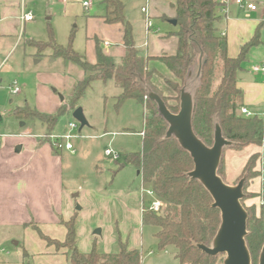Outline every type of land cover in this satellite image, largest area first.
<instances>
[{"label": "trees", "instance_id": "obj_1", "mask_svg": "<svg viewBox=\"0 0 264 264\" xmlns=\"http://www.w3.org/2000/svg\"><path fill=\"white\" fill-rule=\"evenodd\" d=\"M103 4L105 13L101 17L104 22L110 25L120 24L122 27L123 56L117 58L107 53L103 43L97 38L94 62H90L85 55L73 48L72 36L67 46L58 44L52 33L47 42L30 43L43 50L52 48L54 56H61L79 66L83 77L77 81L69 102L61 99L62 103L56 113L41 112L26 104L16 107L13 114L25 121L39 120L51 132L60 115L76 109L78 101L93 80L114 79L121 88V93L117 96L118 105L127 99H135L146 110L144 128L141 131L144 133L142 149L129 153L126 162L137 169L143 184L154 191L163 205L159 212L147 210L142 217L143 224L158 227L155 236L159 249L173 248L180 264H223V254L211 256L197 247V244L210 245L221 222L220 210L212 206L213 198L205 186L188 175L194 168L191 154L181 147L175 137L164 139L168 124L160 116L156 102L149 99L147 89L150 87L156 91L168 108L177 113L180 109V88L192 71L188 84L194 93L192 122L197 136L211 146L218 121L224 137L232 142V146L228 148L241 152L251 146H260L264 134L263 118L259 115L246 117L238 113L243 98V90L238 85V73L247 70L249 51L264 43V21L258 23L251 39L240 47L239 54L232 57L228 53L227 36L222 35L218 28V23L226 17L223 12L226 4L222 0H171L177 30L170 35L178 38L177 52L146 55L135 45L133 25L124 13L123 1L103 0ZM151 62L163 64L172 77L165 76ZM155 77L164 79L172 86L177 85L176 88L173 87L175 94H164L153 82ZM171 100L175 103H171ZM39 140L48 142L55 153L59 152L50 138ZM258 157L259 152H254L247 159L243 170L247 173V178L257 175L254 167ZM221 164L218 173L224 179ZM259 196L263 201L262 204L260 202V214L254 208L251 210L252 206L245 207L249 214L246 243L253 264H258L259 253L264 244V185ZM62 223L67 228L64 241L44 234L36 224L34 228L57 251L67 249L64 254L68 264H142L143 251L131 249L123 242H120V249L116 252L99 251L94 242L89 253H82L77 246L76 215L67 221L62 220ZM25 255H28L26 250Z\"/></svg>", "mask_w": 264, "mask_h": 264}, {"label": "rangeland", "instance_id": "obj_2", "mask_svg": "<svg viewBox=\"0 0 264 264\" xmlns=\"http://www.w3.org/2000/svg\"><path fill=\"white\" fill-rule=\"evenodd\" d=\"M122 1L125 4L124 13L133 25L135 45L142 54L147 53V43H149V48L153 46L158 48V41L152 43L148 39L151 35L161 36L166 34L168 29L177 30L175 25L163 19V15H169L172 12L171 0ZM244 1L256 4L258 9L254 15L258 18L263 17L264 0ZM14 2L16 3L13 7L15 8L13 14L16 15L14 18L19 20L18 35L0 44V66L9 51V44L11 47L18 44V52L8 58L9 68L7 70H9H0V134L13 136L20 130L30 128L35 137L41 136L39 139L49 140L50 133L61 134L68 131L70 122L75 123L77 127L71 131L76 136L72 139L74 152L66 149L64 145L62 149L56 147L52 142L57 149L61 150L66 168L67 185L71 184L75 188L86 187L87 184L95 185L98 180L104 181L105 178L106 182L103 187H107L106 193L126 183L132 184L130 190H138L140 193L142 188L140 176L137 174V169L126 162V157L129 153L142 149L141 131L144 128L146 110L135 99H127L118 105L117 96L121 93V88L114 79L93 80L78 101L76 108H82L88 120V125L81 130L80 123L73 116L74 110L71 109L58 117L57 124L51 132L39 120L25 121L16 118L13 114L16 107L26 104L41 112L56 113L62 103L61 97L69 102L77 81L83 77V71L79 66L64 60L61 56H54L52 48L48 47L43 50L30 43L47 42L51 39L52 33V37L58 44L67 46L72 36L73 48L85 55L89 61L95 55L96 38L101 42L109 39L117 43L118 30L110 31V26L107 27L99 18L105 13L103 0H14ZM84 2L89 5H85ZM4 4L7 3L0 0V19L9 17L10 20L13 14L3 13ZM142 7H147L148 13L153 17L155 30L150 33L146 30L147 18L141 10ZM238 8L235 0H228L227 18L234 16ZM28 12L33 14V20L24 23L21 16ZM225 21H221V25L225 24ZM262 39L264 41V28ZM18 54L23 59H19ZM261 62L264 63V43L249 51L247 71L241 73L248 79L252 75V65ZM262 74L260 73L259 80ZM14 82H17L21 91L12 95L9 87ZM159 83L157 87L164 94H175L173 86L164 79H160ZM170 102L175 103L173 100ZM263 107L264 102L258 111L251 112L264 118ZM107 148H112L120 154L118 162L105 156L104 152ZM251 150L252 148L248 147L238 152L226 147L221 164V172L226 183L235 185L244 175H247L243 170L247 159L252 154ZM260 154L262 150L259 151ZM121 164L126 166L120 169ZM256 168L257 161L254 170ZM114 172L118 174L117 177L114 176ZM114 178L112 186L109 182ZM257 179L258 173L247 178L244 188L246 197L242 202L245 207L252 206L251 210L254 208L256 213L260 214L259 194L262 193L263 186L257 189ZM151 201L152 197L145 193V204L148 206ZM114 205L110 209L113 215L111 226H109V211L102 210L101 212L96 208L87 217L83 216L84 223L79 233L81 241L84 242L86 236L90 235L91 224L97 220L99 221L97 229H102V233L92 236L95 238L94 241L96 240V247L99 251L109 249L111 246L113 252H116L120 249V242L131 243L136 233L134 222L132 220L129 222V219L123 217V206L116 205V203ZM98 211L102 213L99 216H97ZM157 231L158 227L150 224L141 226L139 236L144 244L142 264H180L173 248L159 249L155 236ZM112 240L115 241L112 242ZM25 250L28 255H25ZM62 251L64 250L57 251L54 246L48 245L36 231L25 232L21 227L7 226L0 229V264H68L66 255Z\"/></svg>", "mask_w": 264, "mask_h": 264}, {"label": "crops", "instance_id": "obj_3", "mask_svg": "<svg viewBox=\"0 0 264 264\" xmlns=\"http://www.w3.org/2000/svg\"><path fill=\"white\" fill-rule=\"evenodd\" d=\"M4 2L7 4H4L2 7L3 13L13 14L15 10L13 7L16 4L14 0H4ZM255 11L243 10L239 7L234 16L227 18V15L221 20H226L225 24L221 25V21L218 23L220 33L225 32L227 36L228 53L230 56L235 57L239 54L240 47L251 39L258 23L264 20V15L258 18L254 15ZM14 16L16 15L13 14L10 20L9 17L0 19V44L7 41L10 37H17L19 20L15 19ZM174 16L175 10L172 8V12L169 15H163V19L173 24L172 20ZM99 18L107 27L110 26V31L118 30L117 43L115 40L111 41L109 39L103 40L102 43L107 53L120 58L124 54L121 25L107 24L101 15ZM153 30H155V26L150 32ZM174 31L176 30L168 29L167 33L161 36L159 34L151 35L148 39L152 43L158 41V48L156 46L149 48V43H147L146 55L175 54L178 48V38L175 35H170ZM105 42L109 44L105 45ZM17 48L18 44L12 47L9 44V51L1 62L0 70H9H7L9 68L7 65L8 58L18 52ZM17 57L23 59L19 54ZM94 61L95 55L93 58H90V62ZM151 64L158 67L165 76L172 77L168 68L163 64L158 62H151ZM251 70L252 75L248 79L241 73L244 71L238 73V85L243 90L240 107L245 106L250 111L255 112L258 111L264 102V75L262 74V78L259 80L258 77L262 72H256L252 67ZM159 80L160 78L155 77L153 82L159 85ZM23 124L25 125L24 122ZM27 130H29V133H26ZM27 130H20L13 136L0 134V229L5 226L21 227L25 232L36 231L38 234V231L34 228L36 224L44 234L64 241L67 235V228L62 223V220L67 221L76 215L77 246L82 253H89L93 248L94 242H96L92 235L96 234L95 230L99 226V221L95 220V223L91 224L90 235L86 236L83 242L79 237L84 223L83 216L87 217L96 208L101 212H103L102 210L109 211V226H111L113 215L110 209L116 203V205L124 207H122L123 217H126L127 220L129 219V222H134L136 233L131 243H128V247L143 251L144 244L141 236H139L141 226L144 225L141 213V194L139 191L130 190L132 184L126 183L124 186H118L117 189L114 188L115 191L111 189L106 193L107 187H103V184L106 182L105 178L104 181L100 179L95 185L87 184L86 187L75 188L71 184L68 186L61 150L55 153L48 142H40L39 137L41 136L35 137L30 128H27ZM251 148L250 153L259 152L262 149L260 146H251ZM116 172H114V176L117 177L118 174ZM137 174L139 175L138 172ZM114 181L115 178L109 184L113 186ZM140 184H143L141 176ZM259 188L260 184L258 181L257 189ZM79 204L80 209H77L76 207ZM100 211H98L99 214L97 216L102 214ZM114 241L112 240V242ZM61 250L65 252L64 248ZM103 252H113V248L109 246V249L105 248Z\"/></svg>", "mask_w": 264, "mask_h": 264}, {"label": "water", "instance_id": "obj_4", "mask_svg": "<svg viewBox=\"0 0 264 264\" xmlns=\"http://www.w3.org/2000/svg\"><path fill=\"white\" fill-rule=\"evenodd\" d=\"M176 24V20H172ZM192 76L190 71L180 88V109L177 113L172 112L163 98L152 88L148 87V97L157 104L160 116L167 122L168 128L164 139L175 137L182 148L192 156L194 168L188 175L199 180L209 191L213 198V207L220 210L221 222L210 245L197 244L203 252L218 256L224 255L223 264H253L246 236L248 234V211L242 203L246 197L244 192L247 175H244L237 184L231 185L225 182L219 175L224 149L232 146V142L223 135L218 121L215 124L214 142L208 146L200 139L193 128L194 93L189 87ZM174 88L177 85H173ZM63 99V97H61ZM74 118L80 123V130L88 125L83 109L78 107L73 112ZM124 164H121V168ZM78 195V194H76ZM80 209V205H77ZM96 234L101 229L95 230ZM258 264H264V244L260 250Z\"/></svg>", "mask_w": 264, "mask_h": 264}, {"label": "built area", "instance_id": "obj_5", "mask_svg": "<svg viewBox=\"0 0 264 264\" xmlns=\"http://www.w3.org/2000/svg\"><path fill=\"white\" fill-rule=\"evenodd\" d=\"M222 2H224L226 4L223 12L224 14L227 16L229 13L228 10V0H222ZM235 3L243 10H251V11H255L257 10L258 6L256 4L253 3H247L244 0H235ZM85 5H89V3L84 2ZM142 12L146 15L147 21H146V30L147 32H150L153 28H154V22L152 20L151 15L148 13V9L147 7H142ZM21 20L26 23L29 21L33 20V14L31 12L25 13L23 14V16H21ZM264 21V20H263ZM222 35H225V32L221 33ZM108 42H105V45H108ZM252 69L256 72H262L264 74V64L260 63V64H254L252 66ZM10 92L12 95L18 94L21 89L18 86L17 82H14L10 85ZM264 109V107H263ZM239 114L244 115L246 117H251V116H255L257 114L252 113L247 107L242 106L239 108ZM263 117H264V113H263ZM264 120V118H263ZM77 127V124L70 122L68 124V131H65L61 134H54L51 133L48 135V137L51 139V141L54 143V145L56 147H60L61 149L63 148V145L66 147V149L71 150V151H75L74 145L72 143V139L75 138L76 136H74L72 134V130L75 129ZM26 133H29V130H27ZM144 133L141 132V135H143ZM260 147L262 148V154L259 155L258 159H257V172H258V181L260 186L262 187L264 185V134H263V142L260 145ZM105 156L112 159L113 161H118L120 159V154L118 152H116L114 149L112 148H107L104 152ZM141 213L142 216L143 214L147 211H153V212H159L160 209L162 208V201L156 197L154 191L145 186L144 184H142L141 186ZM145 193H147L150 197H152V201L150 202V204L147 206L145 204ZM261 204L263 203L262 200H260Z\"/></svg>", "mask_w": 264, "mask_h": 264}]
</instances>
